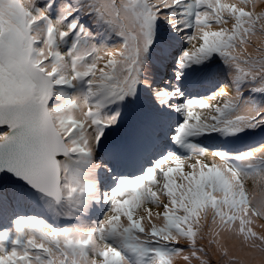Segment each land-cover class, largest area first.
Returning a JSON list of instances; mask_svg holds the SVG:
<instances>
[{
    "label": "snow or ice",
    "instance_id": "snow-or-ice-1",
    "mask_svg": "<svg viewBox=\"0 0 264 264\" xmlns=\"http://www.w3.org/2000/svg\"><path fill=\"white\" fill-rule=\"evenodd\" d=\"M262 5L0 0V220L30 193L10 173L63 207L65 218L107 208L98 221L64 228L16 218L14 235L0 232V264H264V143L239 153L195 143L264 127ZM161 20L188 45L175 79L218 58L230 83L196 99L179 87L154 89L160 105L184 116L172 140L188 155L169 152L103 191L97 172L107 165L97 148L121 115L109 110L141 85L153 87L149 50L170 47L156 32ZM137 148L125 142L114 154L130 158Z\"/></svg>",
    "mask_w": 264,
    "mask_h": 264
},
{
    "label": "trees",
    "instance_id": "trees-1",
    "mask_svg": "<svg viewBox=\"0 0 264 264\" xmlns=\"http://www.w3.org/2000/svg\"><path fill=\"white\" fill-rule=\"evenodd\" d=\"M156 32L157 34L163 33L167 35L169 37V40H171V38L176 35L175 31L172 30L171 25L167 24L163 20L158 22ZM179 36L180 38L177 39V42L184 39V37L181 34H179ZM118 42H119L118 39H113L111 41V43L113 44ZM154 53L155 54L152 56L154 59L156 58L155 55L160 57L159 60H161L164 56V52L161 53L159 50H154ZM159 60H157L156 62H158ZM173 66H177L176 63ZM203 67H206V69ZM216 69L217 68H215L213 64H211L210 66L207 65L200 67L194 66L192 69L189 70L184 69L187 73L189 74L191 73L192 75L197 70L202 71V77L201 79L198 80L199 84L197 88H194L192 85L185 86L184 84L179 83L177 82V80H175L174 82H172L174 86L169 87V89L172 90L179 87L180 90L184 93L185 99L208 97L212 95L214 92H216L220 85L219 78L216 75ZM223 71L225 73V69ZM153 82L156 81L152 80V85L154 87L155 84H153ZM152 88H148L141 85L138 88L137 94L134 98L128 97L122 104L113 105L112 108L109 110V111L119 110L121 115L119 122L116 125L105 130V137L101 141V146L97 148V154L100 157V159L97 162L98 163L102 162V164L107 165V167L97 172V178L99 179L100 183L101 180L103 179L104 172L107 171L108 172L107 177H110L111 171L120 168L122 166V160L124 158H118L114 154V149L117 146L122 145L125 142H131L137 144V142H141V141H148L149 143L152 141L156 142V144L161 148H167L170 146L169 140L165 138V133H166L165 127L168 126L169 123L176 122V120L180 118L181 114L175 112L170 107L160 105L156 100V97L154 95V90ZM80 90H83V85L80 87ZM254 131L247 130L246 132L251 136L254 133ZM158 135L160 136L157 137ZM220 135L221 134L219 133L204 135L195 138V143L199 144L202 147V145L205 144L207 141H212L213 143L209 146V150H212V148L218 149L219 147L221 148L222 146H225V143L223 142H219V143L215 142V138ZM250 136L242 140L237 138L234 139L233 146L239 144L238 143L239 141L240 146L242 145L243 148L247 149L251 147L252 144H248L246 142L247 141L257 142V141L249 139ZM234 148L236 149V147H230V150L232 151ZM243 148H241V150H244ZM144 150H145L144 147H139L133 154L135 155V157H133L132 155L130 158H125V159L134 160L136 158H141V156L145 154ZM181 150L188 154L187 149L181 147ZM31 197L32 199L29 203L27 199H22L18 201L14 206L6 209V211L3 212L2 214V218H6L8 215H10L15 211H19L21 213L20 217L21 216L28 217L31 216V214H29L30 210L42 209L43 208L42 203L45 202L44 196L38 193L30 192L28 198ZM40 200H42V203L40 202ZM100 208H103V204L98 206V208L95 209L94 211L87 212V214L89 215L92 221L96 219L97 214L100 212ZM58 209H60V207H58ZM55 216L63 219H68L65 218L59 211L55 213Z\"/></svg>",
    "mask_w": 264,
    "mask_h": 264
},
{
    "label": "rangeland",
    "instance_id": "rangeland-1",
    "mask_svg": "<svg viewBox=\"0 0 264 264\" xmlns=\"http://www.w3.org/2000/svg\"><path fill=\"white\" fill-rule=\"evenodd\" d=\"M262 6H264V5H262ZM259 10V9H258ZM182 35V34H181ZM183 36V35H182ZM178 45L179 46H181V48H180V50H179V52H177L176 54L178 55L180 52H182L183 50H184V48H186L188 45H187V42L183 39V40H181V41H179L178 42ZM155 53H154V50H152V49H150L149 50V53H148V60H149V63H151V66L153 65V64H155V62L157 61V60H159L160 59V57L159 56H157V55H155L156 56V58L154 59L152 56L154 55ZM211 64H213L214 66H215V68H217L216 69V75H217V77L219 78V81H220V85H219V87H218V89L221 87V85H224V84H229L230 82H229V80H228V78H227V76L225 75V73H224V67H223V65L220 63V61H219V59L218 58H213V60H211V61H209L208 63H207V66H210ZM194 66H198V65H193L192 67H190V68H186L187 70H189V69H192ZM203 68H205L206 69V67H203ZM209 68V67H208ZM170 74V73H169ZM172 74V73H171ZM191 74V73H190ZM183 79V78H182ZM181 80V79H180ZM167 81L166 80H164V79H162V83L163 84H165ZM161 82H154L153 84H155V86L152 88L153 90L154 89H156V88H161V87H168L169 88V86H167V85H163ZM82 86V85H81ZM80 86V87H81ZM213 103H218L219 101H212ZM169 128V127H168ZM262 128H264V127H262ZM254 131V130H253ZM248 136H250L246 131L245 132H243V133H240L239 135H237V136H229V137H225V136H223V135H220V136H218V137H216L215 138V142L216 143H219V142H223V143H225V146H222L221 148L219 147L218 149H214V148H212V150H223V151H225V152H228V153H239V152H243V151H246V150H248V149H250V148H253V147H255V146H257V145H259V144H261V143H263L264 142V140H260V141H257V142H254V141H247L246 143H248V144H252V146L251 147H249V148H247V149H244V150H241V148H240V142L238 141V143L239 144H237V145H235V146H233V141H234V139H244V138H247ZM157 137H159V136H157ZM167 137V134H166V136H165V138ZM167 139V138H166ZM236 147V149L234 148L232 151L230 150V147ZM150 149V150H149ZM158 150V147L156 146V142H150V143H147V144H145V150H144V152H145V154L146 155H148L149 154V156H151L152 155V152H156ZM144 154V155H145ZM152 157H153V155H152ZM138 160H140V158H137ZM209 159H211V157H209ZM138 160H137V163H138ZM115 162V161H114ZM99 163H101L102 164V162H99ZM136 163V162H135ZM143 164H141L140 165V168H141V166H142ZM111 179V178H110ZM30 189V188H29ZM105 191H108V190H105ZM30 192L31 193H35V191H33V189H30ZM28 196L29 195H27L24 199H27L28 200V203L31 201V199H32V197L31 198H28ZM48 199V198H47ZM49 200V205H48V203H46V201L45 202H43L42 203V200H40V202L42 203V207H50V205H51V207H53V208H55L57 211H59L62 215H63V212H64V208L62 207V209H58V208H56V207H54V204H53V201L49 198L48 199ZM41 203H40V205H41ZM33 216H37V217H40V218H42L43 220H45L46 222H48V223H50V224H52L53 226H55V227H58V228H64V227H70V226H75L76 224H78V223H85V224H91L92 223V221L90 222L89 220H87V219H79L78 221H76V222H73V223H71V224H69V225H67V226H62V225H58V224H56V223H58V221H56V220H48V219H45V218H43L42 216H41V214H39V213H34V215ZM99 217H101V214L99 215ZM181 243H184L183 241H181Z\"/></svg>",
    "mask_w": 264,
    "mask_h": 264
},
{
    "label": "bare ground",
    "instance_id": "bare-ground-1",
    "mask_svg": "<svg viewBox=\"0 0 264 264\" xmlns=\"http://www.w3.org/2000/svg\"><path fill=\"white\" fill-rule=\"evenodd\" d=\"M176 33V32H175ZM180 36L178 33H176V35L174 37L171 38L170 40V47L167 49L168 53L166 55H164V57L159 60L158 62H156L154 65L151 66V63H149L150 67L149 69L146 71L145 76L146 78L150 79L151 81H156V82H161L162 83V79L166 80L167 82L163 85L169 84L174 82L175 77L177 75L178 72V66H172V62L168 59L170 54H172L173 50L176 48V42L177 39H179ZM172 73L171 75L169 73ZM202 77V71L201 70H197L196 72L192 74L187 73L185 70H183V79L177 80V82L184 84L185 86L187 85H192L194 88H197L198 84H199V79H201ZM154 83V82H153ZM249 139L258 141V140H262L264 139V129L258 128L255 129L254 133L249 137ZM130 173H136L134 170L131 171ZM44 199L46 201V203H48L49 205V200L47 199L46 196H44ZM149 207H151V205H149ZM49 208V206H48ZM54 209L53 207H51L50 205V209ZM52 210V211H54ZM153 213L157 212V211H161L160 209H156L153 207ZM80 218H78L79 220ZM157 223H160L161 221L157 220ZM16 228V227H15ZM15 228L13 230V232L10 235H14L15 233Z\"/></svg>",
    "mask_w": 264,
    "mask_h": 264
},
{
    "label": "water",
    "instance_id": "water-1",
    "mask_svg": "<svg viewBox=\"0 0 264 264\" xmlns=\"http://www.w3.org/2000/svg\"><path fill=\"white\" fill-rule=\"evenodd\" d=\"M9 179L13 180V181H14L16 184H18V185H24V186H26L27 188H30V186L26 185L25 182H24L22 179L15 177V176L12 175L11 173L9 174ZM30 189H31V188H30ZM33 190H35V189H33Z\"/></svg>",
    "mask_w": 264,
    "mask_h": 264
}]
</instances>
